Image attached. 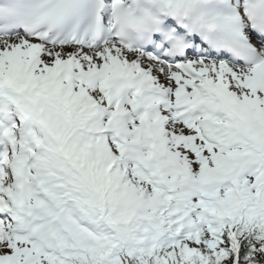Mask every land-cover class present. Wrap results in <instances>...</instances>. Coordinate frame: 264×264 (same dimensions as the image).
I'll return each mask as SVG.
<instances>
[{
	"label": "snow or ice",
	"instance_id": "1",
	"mask_svg": "<svg viewBox=\"0 0 264 264\" xmlns=\"http://www.w3.org/2000/svg\"><path fill=\"white\" fill-rule=\"evenodd\" d=\"M0 264H264V0H0Z\"/></svg>",
	"mask_w": 264,
	"mask_h": 264
}]
</instances>
